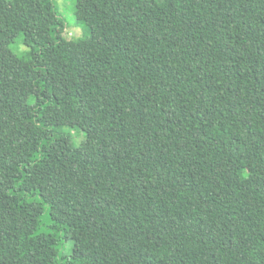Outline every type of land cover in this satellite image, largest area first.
Listing matches in <instances>:
<instances>
[{"label": "trees", "instance_id": "obj_1", "mask_svg": "<svg viewBox=\"0 0 264 264\" xmlns=\"http://www.w3.org/2000/svg\"><path fill=\"white\" fill-rule=\"evenodd\" d=\"M73 1L0 0V264H264V0Z\"/></svg>", "mask_w": 264, "mask_h": 264}, {"label": "rangeland", "instance_id": "obj_2", "mask_svg": "<svg viewBox=\"0 0 264 264\" xmlns=\"http://www.w3.org/2000/svg\"><path fill=\"white\" fill-rule=\"evenodd\" d=\"M58 5L60 7V10L67 20V23L69 25L67 29V37L73 47L81 54H87L91 51V46L87 38V34L85 33V30L82 25H77L74 21V13H73V8H74V2L73 0H57ZM25 46L20 45L18 52L21 54L22 51H24ZM25 66H29L30 63L27 61L24 63ZM28 93H33L36 91V89L32 86H29L26 88ZM72 134L77 137V133L74 130H71ZM79 138V140H78ZM76 142L78 143L79 151L80 153L86 157L90 158L94 155L95 153V143L92 140L89 139H83L82 137H77ZM68 198L67 197H62L60 198L56 205L55 209L56 210H62L68 206ZM67 251H70L72 248V244L70 243L67 246Z\"/></svg>", "mask_w": 264, "mask_h": 264}]
</instances>
